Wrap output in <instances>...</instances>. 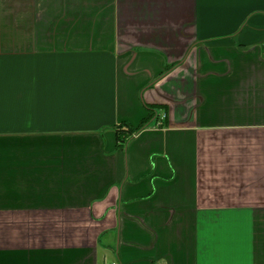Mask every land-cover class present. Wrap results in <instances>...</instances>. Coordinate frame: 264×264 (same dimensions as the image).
<instances>
[{
  "label": "crops",
  "instance_id": "1",
  "mask_svg": "<svg viewBox=\"0 0 264 264\" xmlns=\"http://www.w3.org/2000/svg\"><path fill=\"white\" fill-rule=\"evenodd\" d=\"M0 264H264V0H0Z\"/></svg>",
  "mask_w": 264,
  "mask_h": 264
},
{
  "label": "trees",
  "instance_id": "2",
  "mask_svg": "<svg viewBox=\"0 0 264 264\" xmlns=\"http://www.w3.org/2000/svg\"><path fill=\"white\" fill-rule=\"evenodd\" d=\"M146 108L148 111V117L140 124L138 128H133L129 124H121L114 127L115 133L117 135V140L121 143V147H125V145H127L135 135L147 129L151 125V123L156 120L157 109L155 107Z\"/></svg>",
  "mask_w": 264,
  "mask_h": 264
}]
</instances>
